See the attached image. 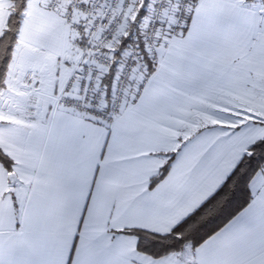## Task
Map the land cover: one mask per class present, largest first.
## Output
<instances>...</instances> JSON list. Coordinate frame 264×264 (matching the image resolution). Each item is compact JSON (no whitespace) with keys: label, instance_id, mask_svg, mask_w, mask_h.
<instances>
[{"label":"snow or ice","instance_id":"snow-or-ice-1","mask_svg":"<svg viewBox=\"0 0 264 264\" xmlns=\"http://www.w3.org/2000/svg\"><path fill=\"white\" fill-rule=\"evenodd\" d=\"M0 264H264V0H0Z\"/></svg>","mask_w":264,"mask_h":264}]
</instances>
